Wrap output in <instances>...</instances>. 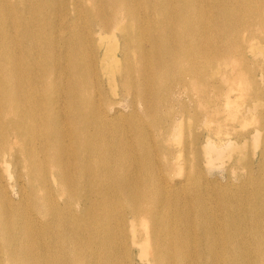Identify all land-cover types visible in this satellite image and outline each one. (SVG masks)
<instances>
[{
  "label": "bare ground",
  "instance_id": "6f19581e",
  "mask_svg": "<svg viewBox=\"0 0 264 264\" xmlns=\"http://www.w3.org/2000/svg\"><path fill=\"white\" fill-rule=\"evenodd\" d=\"M245 48L264 52V0H0V264H264L262 113L191 140L209 164L259 145L231 154L233 183L187 185L163 156L189 108L209 124L230 105L207 67L255 87L235 121L261 106Z\"/></svg>",
  "mask_w": 264,
  "mask_h": 264
},
{
  "label": "rangeland",
  "instance_id": "374dc122",
  "mask_svg": "<svg viewBox=\"0 0 264 264\" xmlns=\"http://www.w3.org/2000/svg\"><path fill=\"white\" fill-rule=\"evenodd\" d=\"M264 58V52L260 53L259 51H254L249 48H245L242 53L235 56V61H246L248 65L253 66L255 65L256 68L254 69V73L256 76L261 78L260 72L264 70L259 65H256L255 61L259 59ZM207 72L205 75V78L213 81H216V85L221 90V92L228 91L230 92L231 100L229 106H221V112L216 114L215 117L212 119L214 120H220V124H216L212 122L210 119L208 120L209 124L206 121H202L201 119L196 121L194 117V111L189 108V110L185 114V119L183 122L179 123V130L177 131V141L182 143L185 142V151L181 152V155L175 152H166L164 153V157L177 155L178 158H181L183 156V159H179L178 164L176 165V170L178 169V173H174L176 177H180L182 182L186 183L187 185H201L206 183L208 188H211L214 182H231L237 181L236 175L229 171V167L236 162V158L238 156V152L240 150H237L238 147L241 146L243 142L237 143V145L230 154L225 155L222 160H216L214 159L210 164L205 161V156L202 154L200 148L198 147L197 143L191 142V140L194 137H201L204 133L203 131L207 130L213 126L214 132L212 131V135L214 137H222L227 132H230V136H238L239 134L244 133L245 131L252 129L256 125H260L255 117L257 114L256 111H260L262 113V116H264V95L262 97L261 106L257 108V110L251 109L249 111V114L246 116V120L243 122H237L235 121L231 115L234 112V110L239 109L241 104L245 101H252L253 100V91H255V87H251L248 85L245 78L240 77H232V76H224L223 78L220 77L217 73H213L210 67L206 68ZM167 71H164L163 75H166ZM264 75V71H263ZM262 84H264V76L261 80ZM110 95L115 98L117 101H119L120 106L123 108V113H127L128 105L125 102V98H122L119 95H113L111 94V91H109ZM120 93V91H119ZM209 93L212 95H215L213 90H209ZM124 94H126L124 92ZM173 94L177 95V97L180 99H183L186 97V93L182 92L181 89L178 86L173 87ZM180 99L178 101H174L171 104V107L169 109V112L166 114V117L180 114L179 109L181 107ZM185 99V98H184ZM190 107V105H188ZM187 106V107H188ZM252 140L248 139L245 145L251 143ZM259 142V137H258ZM173 146H177V144L174 142ZM245 149V148H244ZM247 154L251 157V159L257 158L256 151H259V145L257 147H252L251 144H249L246 148ZM235 153L236 155H231ZM249 159V158H248ZM250 162V160H249ZM193 163L199 164L201 166V176L199 178H187L184 176V173L192 166ZM243 171V170H239ZM20 183V182H18ZM4 184L6 189L10 192L11 195H13L14 198L18 197V189L20 185L15 183L14 177L6 178L4 179Z\"/></svg>",
  "mask_w": 264,
  "mask_h": 264
}]
</instances>
